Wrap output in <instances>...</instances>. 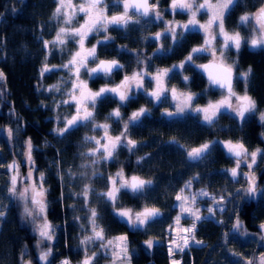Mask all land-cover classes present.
I'll return each mask as SVG.
<instances>
[{
  "label": "trees",
  "instance_id": "1",
  "mask_svg": "<svg viewBox=\"0 0 264 264\" xmlns=\"http://www.w3.org/2000/svg\"><path fill=\"white\" fill-rule=\"evenodd\" d=\"M260 4L261 0H241L239 9L241 12L252 10ZM55 7V0H0V72L4 74L1 81L3 91L2 98L0 97V129L9 127L14 133L10 139L1 135L6 147L9 145V149L6 148V156L16 157L17 145L26 144V141L31 139L32 157L38 170L34 177L38 176L39 172L44 173V183L48 189L47 219L57 229L56 235L60 239L61 250L56 251L55 255L68 256L75 263L82 257L78 234L87 228V209L84 207L83 198L73 193H79L86 183H90L95 192L105 191L108 177L114 176L120 169H123L126 176L136 175L144 180H151L153 183L146 187L144 197H133L130 193H122L120 196V203L126 208L137 210L143 205L142 202L151 200L152 206L160 210L161 216L155 219L158 223L144 230L130 229L113 214L111 207L98 200L95 194H90L89 206L97 209L99 223L107 238L127 235L130 264H169L161 241L164 228L173 215L172 197L185 179L179 173L180 155H185L187 149L185 144L197 147L206 140L227 138L229 135H222L194 118L190 119L192 122L169 123L147 117L148 119L137 127H129L128 137L137 142L132 151L120 147L114 160L100 161L95 166L81 168L85 158L81 154L87 150L82 143L84 130L82 132L73 129L63 136L54 131L56 128H62L65 118L74 113L73 106L61 103L62 100L68 99L66 91L70 89L71 82H63L67 80L69 73L59 65L67 63L69 51L75 48L72 41L67 43L65 51L44 47L43 42L52 40L61 26L60 20L52 15ZM238 58L241 70L251 67L250 93L263 108L264 55L258 54L257 50L241 49ZM45 64L52 68V71L45 72L42 76L41 69ZM204 83V79L200 77L194 89L198 91ZM53 85H59L61 90L49 91ZM239 85L241 87V84ZM116 105L114 99L99 103L97 116L112 110ZM131 108L129 105L124 107L122 120L128 117ZM252 120L254 119H250ZM120 128L119 121L110 124V132L114 136L122 131ZM236 129L237 137L246 144L264 147L258 123L250 122L245 127L238 126ZM217 155L218 161H221L222 153ZM141 157L143 159L138 163ZM20 169L23 175L25 166L22 163ZM85 171L87 176H81L80 173ZM93 171L98 175L93 176ZM220 172L216 171L215 174ZM256 172L258 184L263 183L264 162ZM205 174L208 176L201 180L204 186L219 195V183L215 184L212 173ZM16 204L10 210L8 218L0 223V264H20L22 259L19 258V252L22 246L27 249L34 264H41L36 259V237L31 231L32 225L28 224L31 220L22 217V212ZM235 216L243 223L244 229L259 236V226L264 221V192L256 201L244 200ZM81 225H85V228ZM195 235L203 244L199 248L184 252L181 264H230L228 254L217 247V241L220 240L219 226L202 222L198 225ZM150 239L154 244L149 249L144 242ZM262 249V243L259 241L252 254ZM99 257L96 258L95 264H102L104 261Z\"/></svg>",
  "mask_w": 264,
  "mask_h": 264
},
{
  "label": "snow or ice",
  "instance_id": "2",
  "mask_svg": "<svg viewBox=\"0 0 264 264\" xmlns=\"http://www.w3.org/2000/svg\"><path fill=\"white\" fill-rule=\"evenodd\" d=\"M56 7L53 11V18L59 19L61 26L56 31L55 37L50 41H44V47L61 51L66 50V45L72 41L76 48L74 51H69L67 63L59 65L60 68L66 69L69 73L67 80L63 82H71V88L67 90L68 99L62 100L61 103L74 107V113L70 117L65 118L64 127L56 128L54 131L63 136L79 126H92L94 129H102L103 135L97 138L96 136H86L85 142H94V146L86 153L81 155L90 161L89 164H82L81 168H88L100 163L101 160L109 161L116 158L118 148L127 147L132 151L137 142L128 137L129 125L139 121L140 117L148 110L141 108L139 111L133 112L127 121L123 122V130L113 136L110 134V125L108 123L98 124L95 122V109L98 100L105 98L107 94H112L118 97L121 104L131 99L130 93L133 88L143 90L147 95L160 101L162 97L167 98L166 94L171 93V97L176 101L175 112H166L168 116L180 115L191 111L196 114H201L203 122L208 126H213L219 115L224 112H229L235 115L240 122H244L247 118L257 112V103L255 99L248 93L247 81L252 75L251 67L245 72L236 70V61L228 62L227 53L233 49L238 53L241 47L245 44L253 49H264V0H261L260 7L255 12H245L239 17L237 27H248L250 29L248 36H243L240 31H229L225 26L226 18L230 17L233 9L239 6V0H170L168 9L171 14H185L188 16L186 23L172 21H164L163 12L159 9L160 0H112L109 5L108 0H55ZM121 8L122 10L109 15V8ZM206 16L207 19L201 22L198 17ZM149 18V21L155 19L163 21L165 24L164 32L155 34V39L171 38L174 43L178 37H184L185 32H200L203 34V42L200 46L193 47L189 54L178 65H173L172 68L157 69L155 74H151L145 69L133 72L130 76L125 75L120 84L114 87L104 86L98 91H92L88 88L87 81L81 79V71L90 78H110L114 71L123 68L117 60H100L96 54V46L105 41L114 39L111 36L105 35L104 40H97L95 45L86 47V41L90 36H95L101 32L108 33L110 28L126 29L130 23L139 24L142 18ZM82 18L83 22H80ZM181 29V31H177ZM161 49H157L160 51ZM167 49L165 51H170ZM211 57L207 64H196V60L201 55ZM140 61H138L139 63ZM95 64V67H89V64ZM191 64L195 68L200 69L207 75L209 88H215L220 92V98L212 101L209 100L204 107H194L193 102L198 94L191 92H180L175 87L166 86V78H169V73L174 69H183L185 64ZM56 67V66H53ZM52 71V68L45 64L41 69V75L45 72ZM145 77H149L155 83V89L149 92L144 87ZM4 79V74L0 72V80ZM63 79V78H62ZM243 80L245 88L243 93H238L234 88V80ZM187 83L189 77H184ZM60 91L59 85H53L49 91ZM208 89H205V93ZM59 106V105H57ZM115 117L118 121L121 120L119 107L108 114L105 119ZM259 120L264 124V112L259 115ZM12 129L7 130V136L12 137ZM175 142V141H173ZM221 143L226 150L227 155L234 158L235 166L226 169L233 180H237L240 175H243L248 183V187L244 189L245 195L255 197L256 193L264 192L256 183L254 167L257 165L258 158L264 159V149L257 148L254 151H249L242 142H207L200 147L192 148L187 152V157L190 161H199L205 158V154L209 152L211 144ZM33 145L31 139L26 141V152L24 153L25 163L28 165L26 176L21 175L20 162L13 160L5 165L0 164V168H5L9 173L7 192L11 199L19 202L22 205V217L30 218L33 224V231L38 234L37 248L45 242H51L55 238V226L47 219V192L45 187V177L43 172H39L38 176L34 177V173L38 170L35 168V161L32 157ZM143 159L142 157L138 159ZM245 165L249 171L241 172V166ZM71 173V170H69ZM75 176V174H72ZM81 176H87V172H81ZM93 176H97L96 171L92 172ZM151 180H144L139 176H126L123 169L117 171L114 176L108 177V186L105 191L95 192L90 183H86L79 193L73 195L83 198L84 207L87 209L86 219L87 228L81 225L82 228L90 229L89 234L81 239L80 244L84 246V258L79 264H95L98 252L92 251L89 255L87 246L94 242H99V248L105 256H110L111 264H130V256L128 254V237L120 235L112 238H107L104 228L99 223L100 216L95 207L89 206L90 194H95L96 198L109 205L113 214L122 220L132 230H143L161 216L158 208L148 207L145 205L141 210L137 211L133 208H126L120 203L122 193H130L133 197L142 196L146 187L152 185ZM18 184L23 185L18 188ZM191 186V180L186 182L185 187L181 188L175 199L179 202L178 207L180 214L174 218L175 226H180L181 217L187 214L193 218L190 227H179L180 232L188 235H178L172 238L168 252L170 257L177 252H184L190 246V241L201 244L195 238L196 221L201 219L199 209L186 205H195L196 197L208 196L209 194L201 190L198 194L185 195V188ZM239 191V190H238ZM223 200V197H221ZM213 203H219L215 197L212 198ZM223 211V209H220ZM207 212L214 215V209L209 207ZM6 216V212L0 207V220ZM76 219H80L76 217ZM220 223H223L220 221ZM173 228L169 226V231ZM233 230L241 232L242 235H248L244 229L243 223L237 218L233 224ZM242 230V231H241ZM261 233H264V224L260 225ZM264 241V235L260 237ZM147 248H152L154 241L146 240ZM53 252L51 246L47 250L41 249L38 259L44 264H51L49 257H52ZM243 264H264V253L248 258H242ZM31 264V262H26ZM60 264H71L68 259L60 261ZM171 264H180V261L173 259ZM235 264H240L236 261Z\"/></svg>",
  "mask_w": 264,
  "mask_h": 264
},
{
  "label": "rangeland",
  "instance_id": "3",
  "mask_svg": "<svg viewBox=\"0 0 264 264\" xmlns=\"http://www.w3.org/2000/svg\"><path fill=\"white\" fill-rule=\"evenodd\" d=\"M74 2H75V0H74ZM239 3L241 5V0H239ZM259 7H260V5L258 7H256L255 9L246 10L243 12H241L239 9V11L237 13L238 19L235 23H233V27H234L235 31H240L243 36H248L249 32H250V29L248 27H243V26L239 27V28L237 27L239 17L241 15H243L245 12H255L257 10V8H259ZM78 19H80L81 23L83 22L82 18H78ZM228 24L230 25L232 23L228 22ZM92 37H94V36H92ZM94 38H99V35H96V37H94ZM89 39H90V37H89ZM101 40H104V36L102 37ZM245 45H247V44H245ZM245 45H243V46H245ZM91 46L92 45H88V43L86 41V47H91ZM243 46L241 48H243ZM75 48H76V45H75ZM75 48H74V50H75ZM249 48H250V50H255V49H252L250 46H249ZM98 52H99V50H98ZM257 52L259 54L261 52H264V50L258 48ZM233 60L236 61V70L238 72L242 73V72H245L248 70V68L245 70H241L242 68L240 67V63H239L240 59L238 58V53L236 51H235V55L233 57ZM233 60L228 58L229 63L232 62ZM183 69L185 71V74H190V76H188L189 77L188 82L185 83L181 87L180 92H191V93L198 94L196 96V99L193 102V106L194 107L206 106L207 103L209 102V100L214 99V96L216 95V93L215 92L211 93L210 88L208 86H203L198 91H196L194 89V87H196V85H195L196 80H194V78L198 74L195 76L194 71L192 70V68L188 64H185ZM120 70L113 72L112 74L117 73ZM178 70H181V69H178ZM131 74L132 73L127 74V75L130 76ZM171 76L173 77V74L169 73V77H171ZM123 78H122V80H123ZM81 79L87 81L88 88L91 89L92 91H98L99 88L107 86V85L102 86V84L105 83V80H106L105 78H103V80L96 79L95 81H92L89 79V77L85 74V72L83 70L81 71ZM145 79L147 80L148 77H145ZM122 80L117 81V82H113V84H110V86H108V87H114V86L120 84V82ZM1 81L2 80H0V97L2 98L3 89L1 87V83H2ZM250 81H251V76L249 77V79L247 81V88H248L249 95L252 96V94L250 93V91H251L250 85H249ZM236 83L237 84H236L235 90L238 93H243V90L245 88L244 81L241 79L239 81H236ZM239 84H241V87ZM154 86H155V83H154ZM70 88H71V85H70ZM133 89H135V88H133ZM205 89H208V91L206 93H205ZM131 93H130V96H131ZM252 98L255 99V97H253V96H252ZM111 99H114L116 101V103L117 104L119 103V104L116 105V107H114L112 110H110L108 112H103L102 114H99L97 116V108H98L99 103H103L104 101H109ZM255 101H256V99H255ZM256 103H257V101H256ZM175 104H176V101H173L171 106L146 107V106H138V103L136 100H129L128 102H124L123 104H121L118 97H114L112 94H107V96L105 98L98 100V102L96 104L95 122L98 124L108 123L109 125L112 122H117L118 120L115 117L107 119V120L105 118L108 117V114L111 113L117 107H119L120 113H123L124 107L129 105L132 108L127 115L128 117L124 120H122V119L119 120L120 126H121L120 129H122V130H123V122L127 121L133 112L139 111L141 108L147 109L148 111L140 117L139 121H136L133 124H130L129 127H133V128L137 127L140 123H143L144 120L146 121V119H148L147 117H149L150 119H157L160 122L166 121L169 123H173L176 121H185L187 123V122H192V121H190V119L194 118V119L199 120L203 125L208 126L207 124H205L203 122L201 114H196V113H193L191 111L185 112V113L180 114V115L168 116L166 114V112H175L176 111ZM73 110H74V107H73ZM261 112H264V107L261 108L257 104V112L252 114V116L254 118H250V119H254V120L250 121V119H247L244 122H240L239 120L232 119L230 116L225 115V114L219 115L215 124L211 127L210 126H208V127L210 129H216L222 135H229V137L217 138V139L214 138V139L206 140L204 143L212 142V141H217V142L232 141L235 143V142L239 141V142H242L248 148L249 151H254L257 148L264 149L263 146H256V145L251 144V143L246 144V142H244L243 140L239 139V137H237V132H236L237 131L236 128H238V126L243 128V127H245L246 124H249L250 122L258 123L259 127L261 128L262 141L264 143V124H262L259 120V115ZM66 118H68V117H66ZM8 129H11V128L4 127V129H0V164L7 165V164L11 163L13 160H16V161L20 162V164L22 163L25 166V173L23 174V176H26L27 172H28V165L24 162L25 161L24 153L26 152V144H24V143L20 144L19 143L17 145L16 157H11V158L8 157L7 158V156H6L7 155L6 148L9 149V145L6 147V145L3 143L1 135H5L6 138L10 139L7 136V130ZM76 130H80L82 132L84 130L85 135L82 137V143H84V147L87 148L85 153L88 152V150L94 146V142H85L84 138L86 136H96L97 138H99L100 136H102L104 134L102 129H94L92 126H87V127L79 126L78 128H76ZM109 131H110V129H109ZM12 133H13V130H12ZM110 134L114 136V134H112L111 132H110ZM12 135H14V133ZM185 146L187 147L185 155H184V153H182L180 155L181 162L179 163V173L181 175H183V177L185 179L182 182V184L180 185V187L178 188V190L175 191V193L172 197L171 210L173 211V215H172L170 221L168 223L166 222L167 224L164 228V236H163L162 241H161V244L163 245L164 250H165L167 257H168V263L171 264L172 260L175 259V260L180 261V264H181L183 261L182 255L184 252H189V250L191 248H199L203 244V243L197 244L194 241H190V246L188 248H186L184 250V252H182V253L177 252V253H175L174 256H171V257H170L169 252H168V248L170 246L172 238H174L178 235H188L187 233L180 232L179 227L188 228L191 226V224L193 222V218L189 217L187 214H185L184 216L181 217L179 227L175 226V223H174V218L178 214H180V209L178 207L179 202L175 199V196L179 193L181 188L185 187L186 182L191 180V186L188 188H185V193H184L185 195L198 194L201 190H203L209 194L208 196L197 195L195 205H186V207L191 206L194 209L195 208L199 209V215L201 216V219L199 221H196L195 233L198 230V225H200L202 222H209V223H212L216 226H219L220 227V240L217 241V247L219 249H222L223 251H225L226 254H228L230 264H235V262L238 260L240 261V264H243L242 258H248V257L253 256L252 251H253L254 247L256 246V244H258L259 241H261L260 237H261V235H264V233H261V231H259V236H258L257 234L252 233V232L247 230L248 235H242L241 232L234 231L233 230V224H235L236 220H237L235 215H236V212L238 214V210L241 206V203L244 200L256 201L261 197L263 192L258 191L256 193L255 197H249V196L245 195L244 189H246L248 187V183L245 180L244 176L240 175L237 178V180H233L231 175L225 171L226 169H230V168L234 167L235 164H234V158H231L229 155H227L226 150L223 148L221 143L211 144L209 152L205 154V158H203L199 161H190L187 157V152L190 151L192 148H195V146L188 145V144H185ZM200 146H197V147H200ZM219 152H221L223 155V158L221 159V161H218V159H217V156H218L217 154ZM101 161L105 162L103 160H101ZM110 161L111 160L106 161V162H110ZM263 162H264V159L258 158L257 165L254 167L256 183L260 189L264 188V181H263V183L258 184V176H257L256 171ZM83 164H89L90 165V161L85 157L83 159ZM217 165H219V166H217ZM5 170H6L5 168H0V207H2L3 210L6 212V216L2 220H0V223L3 220L8 218V216L10 215V210L15 207V203L18 204L21 212L23 210L22 205L19 202L11 199L8 195L7 186H8L9 173L7 172V170L6 171ZM19 171L21 173V169H19ZM89 171H90V169L88 170V172ZM213 171H214V173H213ZM216 171H221V172L219 174H215ZM240 171L241 172H248L249 169L245 165H242ZM205 173H212V179L215 180V182H216L215 184H217V182L219 183V184H217V185H219V188H218V191L220 193L219 195H215L212 191H210L208 189V187L204 186V182L201 180H203L205 176H208ZM21 175H22V173H21ZM22 186L23 185L18 184V188L22 187ZM142 197H144V196L143 195L140 196V198H142ZM213 197H215L216 201H218L219 203H213V201H212ZM221 197H223V200H221ZM150 201L151 200H148V202H146V203L142 202L143 205L141 207H139L137 209V211L141 210L145 205H147L148 207H153L152 204L150 203ZM17 204H16V206H17ZM209 207H212L214 209V215H210L207 212V209ZM220 209H223V211H221ZM28 219L31 220L30 218H28ZM220 221H222L223 223H220ZM155 223H158V221H156V220L152 221L147 227H149L150 225L152 226ZM28 224L30 226L32 225L31 231L36 237V244H37V240L39 238L38 234L33 231V224H31V222ZM261 224H264V221L261 222L260 225ZM170 225L173 226L171 231H169ZM259 228H260V226H259ZM57 232H58L57 229H55V238L53 241H51V242L45 241L40 246V248H37V246H36L37 258H36V253H35V258L39 261V263L44 264V262H42L38 259L39 252L41 249L47 250V248L49 246H51V248L53 250L52 257H49L51 264H60V261H62L64 259H68L71 262V264H79V262L84 258V254H85L84 253V246H82L80 244V241H81V239H83V237L85 235L89 234L90 229H87V231L85 229H83L78 234V246L80 248L82 257L76 263L72 262L68 256H64V257L56 256L57 255L56 251L61 250L60 239H59V236L56 235ZM118 236H120V235H118ZM114 237H116V236H114ZM195 238L197 241H201L196 237V235H195ZM51 243H55V245L54 244L51 245ZM261 243H262L263 249L261 251H257L256 255L264 253V241H261ZM98 245H99V242H94V243L89 244L87 246V248L89 250L88 254L90 255L92 251H96V252H98V256H100L99 258L104 259L102 264H111L110 256H105L103 251L99 248ZM64 247H66V245H64ZM20 251L21 252H19V258L22 259V262H20V264H26V262H29V261L31 262V264H34L32 262V258L28 255V251L24 246H22V248H20ZM55 253H56V255H55ZM128 254H129V248H128Z\"/></svg>",
  "mask_w": 264,
  "mask_h": 264
},
{
  "label": "flooded vegetation",
  "instance_id": "4",
  "mask_svg": "<svg viewBox=\"0 0 264 264\" xmlns=\"http://www.w3.org/2000/svg\"><path fill=\"white\" fill-rule=\"evenodd\" d=\"M153 2V0H150ZM109 5H111L112 0H108ZM170 0H160L159 9L163 12L164 21H172L186 23L188 20V16L185 14H176L173 15L168 9ZM239 7H235L230 15V17L226 18L225 26L229 31H235L233 27V23H235L238 19L237 13L239 11ZM122 10L121 8L111 7L109 8V15L117 13ZM201 22L207 19L206 16L198 17ZM232 23V24H228ZM165 24L163 21L159 20H151L145 17L141 19L139 24L130 23L126 29L124 28H110L108 33H99V38H94L90 36L88 38V45H95L97 40H101L103 36L108 35L113 37L111 41H105L96 46V54L100 60H117L123 65V68L111 75L110 78L105 80V83L102 86L113 84V82H117L122 80V78L126 74H130L141 69H145L151 74H155L157 69H166L172 68L173 65L180 64L181 61L185 59V57L189 54L193 47L200 46L203 42V34L200 32H185L184 37H178L176 43L169 38H164L163 36L157 40L155 39V34L158 32H164ZM177 31H181V29H177ZM103 41V40H101ZM100 46V47H99ZM157 49H161L157 51ZM167 49H171L170 51H165ZM244 50L249 51V46H243ZM253 49V48H252ZM256 48L255 50H257ZM99 50V52H98ZM264 50V49H262ZM260 54L264 55V52ZM235 55V50H231L227 53V57L233 60ZM211 57L205 55H201L199 59L196 60V64H206L209 63ZM138 61H140L138 63ZM188 64V63H186ZM195 74V85H198L199 78L202 77L205 81L204 86H208V81L202 76L200 69L195 68L193 65L188 64ZM89 67H95V64H89ZM174 69L172 74L173 77L166 78V86L171 88L175 87L178 91L181 90V87L186 83L184 80L185 76H190V74H185L184 69L178 70ZM171 74V73H170ZM90 79V78H89ZM96 79L103 78H92L90 80L94 81ZM101 82V81H100ZM144 87L149 91H153L155 89L154 82L148 77V79L144 80ZM209 87V86H208ZM236 87V81L234 80V88ZM211 93H216L214 99L215 101L220 98V92L215 88H210ZM170 95V96H169ZM167 98L162 97L160 101L155 100L153 97L147 95L141 89H133L131 93L130 100H136L138 102V106H146V107H164L171 106L174 101L171 97V93L166 94ZM127 102V101H126ZM119 104V103H118ZM117 104V105H118ZM170 104V105H169ZM223 114L230 116L232 119L239 120L235 117L234 114L229 112H224ZM254 118L250 115L247 119Z\"/></svg>",
  "mask_w": 264,
  "mask_h": 264
},
{
  "label": "water",
  "instance_id": "5",
  "mask_svg": "<svg viewBox=\"0 0 264 264\" xmlns=\"http://www.w3.org/2000/svg\"><path fill=\"white\" fill-rule=\"evenodd\" d=\"M207 64V63H206ZM118 71V70H117ZM114 72H116V71H114ZM200 72H201V74H202V76L207 80V75L205 74V73H203L201 70H200ZM208 81V80H207ZM233 84H234V82H233Z\"/></svg>",
  "mask_w": 264,
  "mask_h": 264
}]
</instances>
